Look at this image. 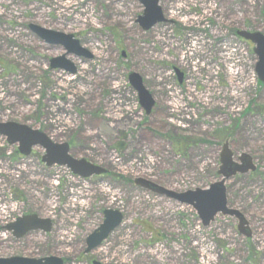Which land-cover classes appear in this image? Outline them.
Wrapping results in <instances>:
<instances>
[{"label":"rangeland","instance_id":"1","mask_svg":"<svg viewBox=\"0 0 264 264\" xmlns=\"http://www.w3.org/2000/svg\"><path fill=\"white\" fill-rule=\"evenodd\" d=\"M159 6L165 21L144 32L136 22L139 0H0V122L43 132L68 144L72 157L107 171L84 180L64 167H45L41 148L25 157L17 145L5 147L0 258L264 264V85L254 72V46L235 35L264 34V0H159ZM29 25L73 36L91 58L66 56L75 75L51 71L49 61L65 51ZM227 69L238 74L229 79ZM130 73L154 100L149 116L127 81ZM224 142L257 167L226 183L228 207L244 215L250 239L238 234L233 218L218 215L203 227L192 208L133 185L141 178L177 193L208 188L218 181ZM107 209L120 211L122 224L84 255V241ZM29 215L50 219V233L16 240L4 230Z\"/></svg>","mask_w":264,"mask_h":264},{"label":"water","instance_id":"2","mask_svg":"<svg viewBox=\"0 0 264 264\" xmlns=\"http://www.w3.org/2000/svg\"><path fill=\"white\" fill-rule=\"evenodd\" d=\"M139 2L143 7V13L137 18L136 22L143 31H147L156 24L164 22L161 9L158 6L159 0H140ZM29 30L44 43L61 46L64 49V55L50 60L51 70H62L72 75L75 73V69L72 63L66 59V56L73 54L77 57L90 58V54L80 47L79 42L71 35L46 30L35 25H29ZM236 36L245 42H250L254 46L253 52L257 57L254 72L258 81L264 84V34L238 31ZM178 78L180 81V77ZM128 82L137 93L141 109L148 115L154 102L144 88L141 77L136 73H131L128 76ZM0 135L6 136L9 145H17L18 152L22 156H28L30 150L34 147L43 149L45 154L42 157V162L46 167L53 165L66 167L73 175L83 179L105 173L103 169L93 166L84 160L72 159L68 155L67 144H53L45 134L24 125L14 123L0 124ZM233 157L228 144H223L217 171L219 180L211 184L207 189H195L177 193L166 190L145 179H135L134 185L159 197L191 207L196 212L203 227H208L218 214L234 218L237 221L238 233L245 238H249L251 232L244 216L239 211L227 206L225 183L236 175L254 172L256 166L253 164L252 158L247 154L239 155L236 161H234ZM122 219V214L119 211L105 210L102 223L85 239L84 254L91 253L98 248L120 226ZM5 230L12 232V236L19 239L34 231L50 232L51 222L48 219H40L36 215H29L16 219ZM0 264H63V261L54 256L41 259L10 257L0 258ZM92 264L99 263L93 262Z\"/></svg>","mask_w":264,"mask_h":264},{"label":"flooded vegetation","instance_id":"3","mask_svg":"<svg viewBox=\"0 0 264 264\" xmlns=\"http://www.w3.org/2000/svg\"><path fill=\"white\" fill-rule=\"evenodd\" d=\"M162 11V10H161ZM122 55H123V57H124V54L122 53ZM50 69V68H49ZM51 71H54V70H51ZM75 74L77 73V69H76V67H75ZM174 73H175V75H176V77L178 76V77H180L175 71H174ZM74 74V75H75ZM178 81V80H177ZM154 101V100H153ZM151 114V112L148 114V115H146V114H144L145 116H149ZM5 123H9V122H0V124H5ZM0 141H1V146H2V150H0V153L1 154H3L4 152H5V147H8L9 146V144H8V142H7V138H6V136H1L0 135ZM69 146V145H68ZM18 152V151H17ZM70 153V152H69ZM32 154V152L30 153V155ZM71 156V155H70ZM0 158H2V160H5V157L4 156H0ZM74 158V157H73ZM76 159V158H75ZM40 162H41V164H42V161H41V159H40Z\"/></svg>","mask_w":264,"mask_h":264},{"label":"bare ground","instance_id":"4","mask_svg":"<svg viewBox=\"0 0 264 264\" xmlns=\"http://www.w3.org/2000/svg\"><path fill=\"white\" fill-rule=\"evenodd\" d=\"M193 53L197 54L199 53L198 49L196 47L193 46ZM238 73H234L232 72V70L230 69H227V75L229 76V79H232L234 78ZM176 109H180L178 106L175 107ZM0 213H1V210H0Z\"/></svg>","mask_w":264,"mask_h":264},{"label":"trees","instance_id":"5","mask_svg":"<svg viewBox=\"0 0 264 264\" xmlns=\"http://www.w3.org/2000/svg\"><path fill=\"white\" fill-rule=\"evenodd\" d=\"M178 147H183V146H181V145H179ZM148 233H149V235H151V237H157V233H155L153 230H151V229H148Z\"/></svg>","mask_w":264,"mask_h":264}]
</instances>
